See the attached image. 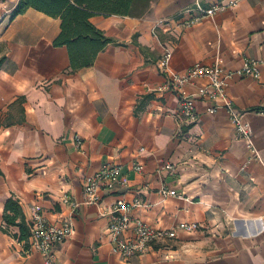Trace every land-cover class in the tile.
Here are the masks:
<instances>
[{
    "label": "crops",
    "instance_id": "0c3cea01",
    "mask_svg": "<svg viewBox=\"0 0 264 264\" xmlns=\"http://www.w3.org/2000/svg\"><path fill=\"white\" fill-rule=\"evenodd\" d=\"M197 1L226 7L182 25ZM17 2L0 0V264H43L30 238L18 240V227L4 222L6 200L18 202L29 227L34 205L51 223L68 214L64 195L78 206L56 264H264V0H154L141 16H92L113 43L75 71L66 46L53 44L60 19L33 7L11 19ZM247 60L258 62L260 78L233 75L227 95L259 158L225 108L209 113L196 98L190 121L177 91H156L196 63L236 70ZM206 85L199 77L183 90L196 95ZM104 163L120 165L126 183L85 203L84 177ZM119 198L137 203L131 215L151 226L197 229L120 256L108 229Z\"/></svg>",
    "mask_w": 264,
    "mask_h": 264
},
{
    "label": "built area",
    "instance_id": "2783aa9c",
    "mask_svg": "<svg viewBox=\"0 0 264 264\" xmlns=\"http://www.w3.org/2000/svg\"><path fill=\"white\" fill-rule=\"evenodd\" d=\"M225 5L216 3L211 7H204L198 1L187 10L192 16L185 20L182 25H192L200 22L204 17H209L225 9ZM171 53L165 52L161 57L160 63L167 67ZM233 75L241 77H250L259 79L261 72L258 62L247 60L236 70L225 69L220 61L212 65L196 63L187 68L183 75H174L156 91L161 92L168 89H174L179 94L180 113L190 121L195 120V101L196 98H203L210 104L207 112L215 113L219 107L225 108L230 116L237 136L244 138L252 151L253 157L259 158L251 141V129L242 122L241 116L230 103L227 95L228 81ZM205 77L207 85L196 95L187 94L183 90V85L195 78ZM264 113V112H262ZM81 138L74 136V143L81 144ZM143 149H140V151ZM165 169H172L170 163L164 165ZM135 171L140 172L143 169L141 163L133 165ZM126 183V179L121 175V167L115 163H104L101 168L94 174L84 177L83 193L84 202L96 204L101 198L102 192L114 191L119 185ZM163 196L175 195L174 190L161 189ZM63 203L69 208V213L63 216L58 223H51L46 220L40 205H34L30 211L29 217V238L31 245L35 247L43 257V264H56V250L73 230V217L78 203L64 195ZM137 203H129L122 198L116 200L111 210V219L109 223V236L113 243L112 251L123 257H131L144 253L147 248L154 242L162 239H172L176 236V229L184 231L197 229L196 223L181 222L176 227L166 229L154 227L142 221L138 217L131 215L130 211ZM129 232V236L125 233Z\"/></svg>",
    "mask_w": 264,
    "mask_h": 264
},
{
    "label": "trees",
    "instance_id": "16d2710c",
    "mask_svg": "<svg viewBox=\"0 0 264 264\" xmlns=\"http://www.w3.org/2000/svg\"><path fill=\"white\" fill-rule=\"evenodd\" d=\"M154 0H18L10 18L33 7L60 19V32L53 44L66 46L71 71L91 66L97 54L113 43L103 31L95 27L90 18L95 15H143ZM2 59H0L1 65ZM7 225L17 226L16 238L27 240L30 231L18 202L9 197L2 214ZM4 230V228H1Z\"/></svg>",
    "mask_w": 264,
    "mask_h": 264
}]
</instances>
